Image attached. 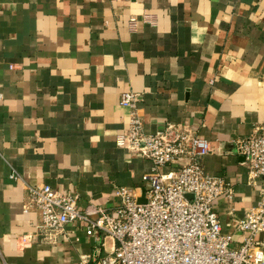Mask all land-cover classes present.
Listing matches in <instances>:
<instances>
[{"label":"crops","instance_id":"0c3cea01","mask_svg":"<svg viewBox=\"0 0 264 264\" xmlns=\"http://www.w3.org/2000/svg\"><path fill=\"white\" fill-rule=\"evenodd\" d=\"M127 91L143 97L146 133L187 122L209 141L206 171L235 189L216 211L242 239L234 227L264 182L235 147L264 125V0H0V264H97L113 249L87 221L45 242L27 186L83 211L117 205L124 186L146 201L154 164L116 142Z\"/></svg>","mask_w":264,"mask_h":264},{"label":"built area","instance_id":"2783aa9c","mask_svg":"<svg viewBox=\"0 0 264 264\" xmlns=\"http://www.w3.org/2000/svg\"><path fill=\"white\" fill-rule=\"evenodd\" d=\"M142 98L134 91L122 95L120 103L131 109V119L116 142L154 164L143 177L146 201H140L137 188L124 186L117 189V205H90L83 211L71 194L49 184L28 185L29 207L41 216L39 235L54 244L68 225L87 221L89 235L101 230L115 240L107 254L97 249L87 257L97 264H264V182L258 204L234 227L239 240L224 229L215 208L222 198L233 201L235 189L226 177L206 171L209 141L187 122H169L146 133ZM235 147L251 181L264 178V125L237 139Z\"/></svg>","mask_w":264,"mask_h":264},{"label":"water","instance_id":"95a60500","mask_svg":"<svg viewBox=\"0 0 264 264\" xmlns=\"http://www.w3.org/2000/svg\"><path fill=\"white\" fill-rule=\"evenodd\" d=\"M142 200H143V199H141L140 201L143 202Z\"/></svg>","mask_w":264,"mask_h":264}]
</instances>
